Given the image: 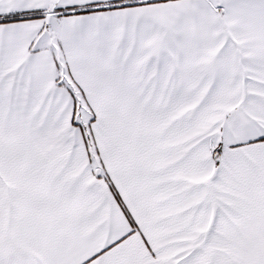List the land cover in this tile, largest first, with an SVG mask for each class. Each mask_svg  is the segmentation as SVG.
I'll return each mask as SVG.
<instances>
[{"label":"snow or ice","instance_id":"snow-or-ice-1","mask_svg":"<svg viewBox=\"0 0 264 264\" xmlns=\"http://www.w3.org/2000/svg\"><path fill=\"white\" fill-rule=\"evenodd\" d=\"M0 264H264V0H0Z\"/></svg>","mask_w":264,"mask_h":264}]
</instances>
